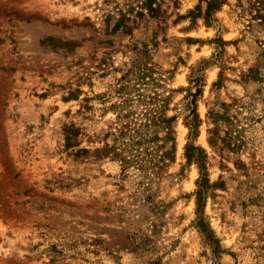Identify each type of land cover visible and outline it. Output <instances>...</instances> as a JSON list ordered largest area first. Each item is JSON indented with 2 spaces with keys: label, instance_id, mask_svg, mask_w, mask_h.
Segmentation results:
<instances>
[{
  "label": "rangeland",
  "instance_id": "374dc122",
  "mask_svg": "<svg viewBox=\"0 0 264 264\" xmlns=\"http://www.w3.org/2000/svg\"><path fill=\"white\" fill-rule=\"evenodd\" d=\"M133 1L0 0V264H264V26L237 0L210 26L187 16L199 0H163L161 29L149 20L112 31ZM141 60L166 77L176 116L173 154L146 185L117 160L72 156L63 139L74 123L86 134L81 147L102 145L111 104L129 95L116 88L141 85L123 79ZM72 91L78 99L66 100ZM215 100L236 103L221 150L209 143ZM194 107L202 122L191 141L216 184L200 214L205 231L199 169L185 157Z\"/></svg>",
  "mask_w": 264,
  "mask_h": 264
},
{
  "label": "trees",
  "instance_id": "16d2710c",
  "mask_svg": "<svg viewBox=\"0 0 264 264\" xmlns=\"http://www.w3.org/2000/svg\"><path fill=\"white\" fill-rule=\"evenodd\" d=\"M163 0H134L129 5L126 12H121L118 20L115 22L112 31H117L121 27L125 33H131L133 27L138 23L155 20L158 27L166 23L167 11L162 7ZM229 0H199L194 9L188 11L187 16L194 21L202 17L207 26L213 24L216 20L215 13L228 3ZM244 12L250 14V21L257 22L264 26V0H237ZM181 17V16H179ZM133 24L129 25L128 23ZM219 43L223 46L225 41L219 38ZM144 54H148L147 46L144 47ZM154 63L148 64L142 60L134 62L123 76L130 80V74L136 76L137 82L141 83L139 87L136 82L121 83L117 86L116 92L122 94L128 93L123 100L114 102L110 107L115 108L116 116L113 122L101 133L96 136L101 146L90 148L82 146V137L86 136L83 129L77 127L74 123L63 126L64 149L68 153L78 158H91L93 160H104L111 158L117 160L121 166V173L124 177L130 175V172L136 173L140 178V183L147 184V181L160 176L166 165V160L173 154L171 149L167 148L169 142L174 143V122L176 116H169L167 111L170 107L171 90L167 89L166 79L163 75H155ZM258 67L250 68L245 79H255L257 77ZM221 77L214 86L219 87ZM142 86V87H141ZM199 89L196 90L198 94ZM196 96V95H195ZM78 99L75 92H70L66 100ZM89 98H84L86 102ZM195 102V101H194ZM236 103H227L226 101L215 100L209 106L207 113L208 119L214 124L209 130L211 136L209 143L212 146L221 144L230 146L233 137L232 124L236 120V114L233 112V106ZM88 106H82L87 108ZM202 122L199 114L194 107L190 111V118L185 123L189 129V141L185 145V157L187 162H195L199 169V177L196 181L197 189L194 193L196 198V210L198 215L203 214L205 201L208 196V190L216 184L210 182L207 169V155L203 148L196 146L191 141L197 136L198 128ZM226 124L225 135L221 136L220 126ZM93 137H88L87 141H92ZM234 146L236 144L233 143ZM199 216V226L205 231L202 217ZM212 236L207 232V237Z\"/></svg>",
  "mask_w": 264,
  "mask_h": 264
}]
</instances>
